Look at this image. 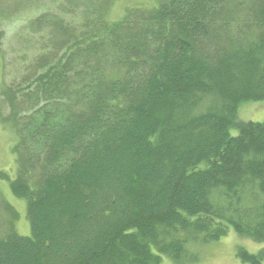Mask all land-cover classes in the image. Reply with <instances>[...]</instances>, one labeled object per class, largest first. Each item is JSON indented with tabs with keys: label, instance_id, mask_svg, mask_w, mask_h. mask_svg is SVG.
<instances>
[{
	"label": "trees",
	"instance_id": "obj_1",
	"mask_svg": "<svg viewBox=\"0 0 264 264\" xmlns=\"http://www.w3.org/2000/svg\"><path fill=\"white\" fill-rule=\"evenodd\" d=\"M38 1L5 51L3 18L30 2L0 0L16 138L0 180L31 227L6 203L0 264H189L230 230L264 242V121L238 118L264 100V0ZM237 256L264 264V248Z\"/></svg>",
	"mask_w": 264,
	"mask_h": 264
},
{
	"label": "rangeland",
	"instance_id": "obj_2",
	"mask_svg": "<svg viewBox=\"0 0 264 264\" xmlns=\"http://www.w3.org/2000/svg\"><path fill=\"white\" fill-rule=\"evenodd\" d=\"M18 1L20 4L29 1L30 4L29 7H26V10L16 12L10 17L5 16V18H3L1 24L5 33V51H7V48L10 46H12L13 49H18L22 46L23 40H25L23 39V35L25 34L26 24L38 13L44 11L43 8L45 6L43 7L38 0ZM138 2L144 4L147 0H121V5H132ZM118 12L113 11L115 15H118ZM4 113H6V110H4ZM238 118L244 121L263 122L264 100L242 103L239 106ZM230 132L233 135L238 134L236 129H231ZM15 141L16 138L13 130L10 128L4 129L0 124V170L8 172L11 178H13L16 173V161L12 152V146L15 144ZM6 203L12 205L19 213L18 219L14 222L16 231L23 236L30 235L31 227L27 217L26 201L15 197L10 191L8 182L0 180V231L5 230L7 227L5 223L7 224V220L11 219L9 216L10 211L6 208L8 204ZM238 246H244L251 253H257L264 248V242H253L250 239L239 236L233 230H230L227 235L219 240L210 242L207 245H201L199 248H194L190 253L196 255L197 260L189 264H249L243 262L237 256ZM165 263L174 264L169 258H165Z\"/></svg>",
	"mask_w": 264,
	"mask_h": 264
}]
</instances>
